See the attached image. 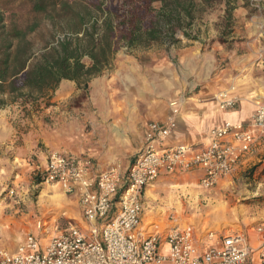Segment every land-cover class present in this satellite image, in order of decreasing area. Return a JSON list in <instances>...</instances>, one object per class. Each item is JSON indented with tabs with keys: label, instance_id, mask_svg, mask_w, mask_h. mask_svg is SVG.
Wrapping results in <instances>:
<instances>
[{
	"label": "rangeland",
	"instance_id": "rangeland-1",
	"mask_svg": "<svg viewBox=\"0 0 264 264\" xmlns=\"http://www.w3.org/2000/svg\"><path fill=\"white\" fill-rule=\"evenodd\" d=\"M226 1H215L199 13L194 24L198 40L183 37L176 46L122 48L113 66L87 86L71 81L73 90L63 94L62 82L50 106L19 101L0 108V243L14 241L17 233L8 225L21 212L28 214L21 221L24 234L40 220L51 234L70 225L83 228L78 200L39 182L51 152L89 153L104 168L120 162L126 167L140 153L144 128L151 121L175 117L172 140L182 136L179 128L188 102L205 98L211 104L231 87L264 97V0ZM234 5L233 19L227 22ZM17 7L12 19L29 21L28 4ZM40 17L37 43L53 33L62 35ZM175 176L184 179L181 174L162 175L147 188L146 222L168 224L174 215L201 232H219L239 229L249 214L264 213V160L234 170L211 189L196 181L181 185ZM16 209L20 212L11 217Z\"/></svg>",
	"mask_w": 264,
	"mask_h": 264
},
{
	"label": "built area",
	"instance_id": "built-area-1",
	"mask_svg": "<svg viewBox=\"0 0 264 264\" xmlns=\"http://www.w3.org/2000/svg\"><path fill=\"white\" fill-rule=\"evenodd\" d=\"M217 98L221 109L236 105L237 98L225 92ZM176 128L175 117L151 121L142 152L126 170L117 163L97 170L93 156L51 152L42 182L78 200L83 228L70 225L51 234L40 220L39 234L28 233L15 251L0 249V264H242L253 257L264 264V222L256 228L259 243L253 246L242 230L201 232L174 215L168 224L146 222L143 200L161 175L201 170L199 185L211 189L249 165L264 149V103L247 122L214 126L202 148L173 143Z\"/></svg>",
	"mask_w": 264,
	"mask_h": 264
},
{
	"label": "trees",
	"instance_id": "trees-1",
	"mask_svg": "<svg viewBox=\"0 0 264 264\" xmlns=\"http://www.w3.org/2000/svg\"><path fill=\"white\" fill-rule=\"evenodd\" d=\"M23 1L0 0V108L19 101L50 106L64 80L87 86L113 66L122 48L176 46L183 37L198 40L194 24L199 13L223 0ZM22 3L28 4L29 21L12 19ZM235 8L227 11V22ZM40 16L62 35L53 33L37 43Z\"/></svg>",
	"mask_w": 264,
	"mask_h": 264
},
{
	"label": "crops",
	"instance_id": "crops-1",
	"mask_svg": "<svg viewBox=\"0 0 264 264\" xmlns=\"http://www.w3.org/2000/svg\"><path fill=\"white\" fill-rule=\"evenodd\" d=\"M124 78H122L120 81H124ZM94 80V79H93ZM92 80V81H93ZM65 81V82H64ZM62 85V92L63 94L70 93L73 90V84L71 81L64 80ZM248 89L246 88H236L231 87V89L224 90L225 94L227 95V98H237L236 105L233 108L228 109H221L219 100L217 98V95L213 98V101L211 104H209L205 98L199 99V102H188L187 110L186 112L183 111L182 115V122L180 124V130L182 131L181 135L178 136L177 139L174 138L173 143L175 144H187L195 146L196 148H202L205 145H207L210 141L209 133L210 130L219 124H222L226 120H230L233 122H247L251 119L253 113L255 112L257 105L259 103H264V97L260 95L257 91L249 89V92L247 93ZM204 101V102H202ZM174 110V109H173ZM67 118V117H66ZM164 122V121H161ZM149 125V124H148ZM147 127L144 128L143 131V141L142 146L140 149V153L142 152V149L144 147L145 142V133L147 131ZM72 156H93L92 154H87L83 152H69ZM139 153V154H140ZM139 154L136 156V158L139 156ZM69 155V154H68ZM40 155H37L39 157ZM98 164L97 170L104 169V165L99 162L95 156H93ZM135 158V159H136ZM135 159L132 161V163L135 161ZM264 160V149L260 152L256 153L250 160V164H255L257 162H261ZM132 163H130L128 166L124 167L123 164L120 162L119 165L122 166L124 170H126ZM42 164V162H40ZM46 164V160L45 163ZM114 164V163H113ZM112 165V163L110 164ZM109 165V166H110ZM247 166V165H246ZM246 166H242L241 168H245ZM202 172L201 170H194L190 172H186L183 175L184 179L182 181L181 178L174 177L175 181H178L181 185L185 183V180H188L191 184L195 181L199 183V177L201 176ZM177 175V174H176ZM162 176V175H161ZM174 176V175H171ZM154 185V184H153ZM152 185V186H153ZM52 188H57V186H51ZM150 187V186H149ZM172 187H175V185H172ZM147 194V188L144 192V197H146ZM10 206V205H8ZM18 212H20L18 209L12 213L11 217L15 216ZM13 223L8 226H11L15 229V233H17V236L13 237L14 241L8 240V244L0 243V247L3 245L7 246V249L11 251H15L18 247V245L24 240L25 236L33 232L34 234H39V230L37 229V223H35V228L29 229L26 234L22 232L23 224H21V221L24 220V217H28V214L21 212L18 216H15ZM247 221H245L242 226H240L239 229H226L223 232L229 233L235 230L238 231H244L247 235L248 241L251 245L255 246L259 243V234L256 230L258 224L264 222V213H257L253 215V217L249 214L245 218ZM259 221L256 224H253V220ZM5 224L3 225V227ZM20 226V227H19ZM18 231V232H16ZM1 249V248H0ZM242 264H259V261L256 257H253L251 261H248L246 263Z\"/></svg>",
	"mask_w": 264,
	"mask_h": 264
},
{
	"label": "bare ground",
	"instance_id": "bare-ground-1",
	"mask_svg": "<svg viewBox=\"0 0 264 264\" xmlns=\"http://www.w3.org/2000/svg\"><path fill=\"white\" fill-rule=\"evenodd\" d=\"M53 201V200H52Z\"/></svg>",
	"mask_w": 264,
	"mask_h": 264
}]
</instances>
